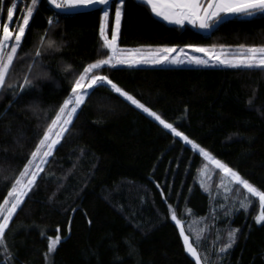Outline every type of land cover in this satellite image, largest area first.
<instances>
[{"label":"trees","instance_id":"trees-1","mask_svg":"<svg viewBox=\"0 0 264 264\" xmlns=\"http://www.w3.org/2000/svg\"><path fill=\"white\" fill-rule=\"evenodd\" d=\"M12 3L18 4L14 19L21 16L22 3L6 0L0 30ZM104 7L61 17L48 32L55 46L45 41L42 63L32 69L34 87L15 100L11 90L0 98V203L83 68L106 58L99 35ZM114 10L115 3L110 24ZM55 13L46 2L39 4L20 56L35 55ZM119 43L264 46V15L237 16L204 34L157 18L142 0H126ZM31 62L15 63L10 78L15 91ZM97 74L107 75L264 190V71L105 66ZM49 160L6 230L12 264H194L169 205L201 256H208L206 264H264V224L254 219L258 201L245 211L239 207L248 195L242 186L232 185L227 194L218 180L204 181L202 170L210 162L110 86L87 98ZM232 229L240 230L236 243L218 256ZM58 234L62 243L46 259L49 238Z\"/></svg>","mask_w":264,"mask_h":264},{"label":"snow or ice","instance_id":"snow-or-ice-1","mask_svg":"<svg viewBox=\"0 0 264 264\" xmlns=\"http://www.w3.org/2000/svg\"><path fill=\"white\" fill-rule=\"evenodd\" d=\"M6 0H0V11ZM46 2L56 9L53 17L48 18V29L41 36L40 45L34 56L25 54L19 55L23 39L30 22L38 11L39 4ZM142 4L150 9V12L157 18L169 23L183 26L185 23L191 24L203 30H212L224 21L227 16H246L253 17L257 14L264 15V0H142ZM96 5L105 6L102 15V23L99 28V35L102 38V50H107L106 58H101L93 63H89L83 68L82 73L75 79L70 95L63 101L55 117L51 120L31 158L28 159L19 177L15 179L13 186L7 193V197L0 203V264H12V253L9 251L6 230L9 229L10 222L22 208L25 198L29 196L37 186L38 178L45 172V165L50 163L49 158H54L57 146L61 145L66 133L70 131V125L74 118L78 116V110L86 103L87 98L100 87L110 88L121 97H124L131 105L142 110L148 117L153 118L163 129L168 130L174 138H180L186 145H190L205 161L210 162L216 170L223 173V177L230 185L242 186L248 194L245 199L239 201V207L247 211L253 201H258L259 213L254 217L257 224H264V190L254 186L249 180L244 178L238 171L231 168L227 163L216 158L211 152L202 147L199 143L190 139L184 132L179 131L172 122L165 120L160 114L153 111L145 104L141 103L133 95L123 90L114 83L107 75H100L97 72L105 66L115 67L116 65H128L129 67L150 64V65H183L191 64L197 66L221 65L236 69L261 70L264 71V46H244L240 45L237 49L225 48L221 46L219 50L212 47H187L193 53L189 54L184 48L162 47L144 52L141 49H124L118 46L121 32V20L124 15L126 0H116L114 11V30L109 36L110 11L113 7V0H30V6L26 7V14L22 15V22H17L14 15L18 4L12 3L7 7V21L0 30V98L8 92H13V99L22 97L28 90L34 87L33 79L30 78L32 69L39 61L42 63L45 41L47 47L55 46V41L48 38V32L54 31L59 25L61 17L72 14H79L78 9L94 7ZM15 26V31L11 30ZM30 59L32 62L27 66V73L23 76V83L19 85V91H15L16 84L10 82L11 74L15 63L20 60ZM69 69L71 66H68ZM251 103V101H249ZM11 105H9V108ZM187 111V110H185ZM206 170V169H205ZM225 192L231 189L226 185ZM159 187V185H157ZM163 195V193H162ZM227 198V197H226ZM171 220L179 226V235L182 237L186 252L194 258V264H206L208 256H201L197 246L194 244L189 234H186L185 226L177 216L176 210L169 205ZM238 212L239 209L237 208ZM190 212V210H189ZM229 213L226 212L225 215ZM70 231V229H69ZM239 229H232L227 233V243H224L218 250L217 255H226L228 250L236 243V234ZM59 232V229H57ZM43 235V233H42ZM219 239V236L217 237ZM201 237L197 236L196 240ZM62 243V237L58 234L55 238H49L47 257L57 250Z\"/></svg>","mask_w":264,"mask_h":264},{"label":"rangeland","instance_id":"rangeland-1","mask_svg":"<svg viewBox=\"0 0 264 264\" xmlns=\"http://www.w3.org/2000/svg\"><path fill=\"white\" fill-rule=\"evenodd\" d=\"M115 11V10H114ZM111 14V11H110ZM19 23V21H18ZM122 23V20H121ZM114 24H115V19H114V14H113V20H112V24H110V19H109V36L111 35V31L114 30ZM13 31H15V28L13 29ZM118 46L124 49H141L144 52H147L149 50H154L156 48H162V47H175L177 49L180 48H184L185 51L189 54H195V55H202L200 53H193L192 50L190 48H188V45H143V46H123L120 45L119 41H118ZM196 47H212L214 45H193ZM217 48V50L220 49L221 46H215ZM226 49L227 48H231V49H237L239 46H235V47H231V46H224ZM248 47V46H246ZM116 66H128V65H116ZM136 66H193V67H226V66H221V65H215V66H197V65H191V64H183V65H173V64H163V65H150V64H140V65H136ZM110 79V78H109ZM114 82V81H113ZM115 83V82H114ZM118 85V84H117ZM119 86V85H118ZM120 87V86H119ZM122 88V87H121ZM123 89V88H122ZM125 90V89H123ZM126 91V90H125ZM128 92V91H127ZM129 93V92H128ZM131 94V93H129ZM132 95V94H131ZM134 96V95H133ZM135 97V96H134ZM136 98V97H135ZM137 99V98H136ZM139 100V99H138ZM140 101V100H139ZM141 103H143L142 101H140ZM144 104V103H143ZM147 106V105H146ZM148 107V106H147ZM150 108V107H149ZM151 109V108H150ZM153 110V109H152ZM154 111V110H153ZM170 122V121H168ZM174 124V123H173ZM175 126V124H174ZM178 129V128H177ZM179 131H181L180 129H178ZM183 132V131H182ZM187 135V134H186ZM188 136V135H187ZM190 138V137H189ZM191 139V138H190ZM193 140V139H192ZM196 142V141H195ZM220 160V159H219ZM222 161V160H221ZM223 162V161H222ZM225 163V162H224ZM206 169V170H205ZM202 178L204 179V181L210 182L212 181V184L215 183V181L219 182V184L226 185L227 187H229L231 189L232 185L228 184V181L223 177V173L220 172L219 170H216L214 168L213 165H211L210 163L208 165H206L203 170H202ZM254 185V184H253ZM255 186V185H254ZM223 191L225 192V188L223 187ZM226 193V192H225ZM228 194V192H227ZM7 197V196H6ZM259 213V212H258ZM257 213V214H258ZM256 214V215H257Z\"/></svg>","mask_w":264,"mask_h":264},{"label":"water","instance_id":"water-1","mask_svg":"<svg viewBox=\"0 0 264 264\" xmlns=\"http://www.w3.org/2000/svg\"><path fill=\"white\" fill-rule=\"evenodd\" d=\"M102 6H103V5H96V6H94V7L81 8V9H78L77 11L79 12V11L92 10V9L101 8ZM52 8H53V7H52ZM55 10H56V9H55ZM56 11H57V10H56ZM229 17H231V16H227V17H225L224 20L228 19ZM200 30H201V32L204 33V34H207V33L211 32V30H208V31H204L203 29H200Z\"/></svg>","mask_w":264,"mask_h":264},{"label":"flooded vegetation","instance_id":"flooded-vegetation-1","mask_svg":"<svg viewBox=\"0 0 264 264\" xmlns=\"http://www.w3.org/2000/svg\"><path fill=\"white\" fill-rule=\"evenodd\" d=\"M113 3H116V0H113ZM102 7H104V6H102ZM234 17H237V16H231V17H229L228 19H226V20H229V19H232V18H234ZM226 20H224L223 22H225ZM222 22V23H223ZM221 23V24H222ZM185 24H188V23H185ZM189 25H191V24H189ZM192 26V25H191ZM220 26V24L216 27V28H214V29H212L211 30V32H209V33H207V34H211V33H213L216 29H218V27ZM192 27H194V26H192ZM195 29H197V30H199L200 32H201V30L198 28V27H194ZM204 31H208V30H204Z\"/></svg>","mask_w":264,"mask_h":264},{"label":"built area","instance_id":"built-area-1","mask_svg":"<svg viewBox=\"0 0 264 264\" xmlns=\"http://www.w3.org/2000/svg\"><path fill=\"white\" fill-rule=\"evenodd\" d=\"M17 1H20L21 3H22V5H23V10H24V8H25V6H26V2H25V0H17ZM22 10V11H23Z\"/></svg>","mask_w":264,"mask_h":264}]
</instances>
